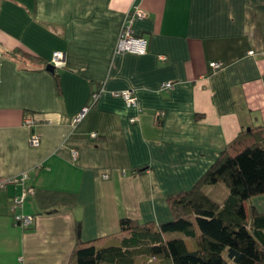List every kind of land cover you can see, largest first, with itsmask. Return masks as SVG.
<instances>
[{"label":"crops","instance_id":"crops-1","mask_svg":"<svg viewBox=\"0 0 264 264\" xmlns=\"http://www.w3.org/2000/svg\"><path fill=\"white\" fill-rule=\"evenodd\" d=\"M135 8L145 16L129 25L146 52L116 53ZM54 52L64 64L50 73ZM125 90L140 111L113 95ZM237 136L264 147V0H0V183L27 175L0 186V264H68L77 238L118 244L120 219L172 220L167 197ZM203 191L219 203L228 193L223 183ZM249 205L251 229L264 193ZM15 215L33 220L22 228ZM134 264L171 262L138 253Z\"/></svg>","mask_w":264,"mask_h":264},{"label":"trees","instance_id":"trees-1","mask_svg":"<svg viewBox=\"0 0 264 264\" xmlns=\"http://www.w3.org/2000/svg\"><path fill=\"white\" fill-rule=\"evenodd\" d=\"M214 183L227 188L221 203L203 191ZM262 193L264 147L237 136L191 188L167 197L172 220L153 225L120 219L118 244L77 238L68 264H134L138 253L168 259L171 264H264V246L256 232H264V214L255 215L252 209L253 229L246 227L249 201ZM171 232L191 239L194 248L189 249L181 236H164Z\"/></svg>","mask_w":264,"mask_h":264},{"label":"built area","instance_id":"built-area-1","mask_svg":"<svg viewBox=\"0 0 264 264\" xmlns=\"http://www.w3.org/2000/svg\"><path fill=\"white\" fill-rule=\"evenodd\" d=\"M128 16L129 17H127L125 24L123 25V27L120 31L119 38L116 42L115 52L116 53L137 54V55L144 54L146 52V48H147V41L143 37L134 36L131 33V29H130L129 24H130L133 17H144L145 14L142 11H140L139 9L135 8L131 12V14ZM248 54H250V55L253 54V51H249ZM50 64H52L54 66V69H58V68L62 67L64 64L63 53L62 52H54L52 54ZM209 66L213 71H215V70L221 69L223 67V63L214 61V62L209 63ZM171 86L172 85L170 82L163 83L160 85V87L165 88V89L171 88ZM113 95L121 97L127 106L133 107V108L137 109L138 111H140L139 101H138L137 97L133 94V92H131L129 90H125V91H121V92H115V93H113ZM97 96H98L97 93L91 94L89 106L92 105V103L95 101ZM89 106L88 105L84 106L76 115H74L72 117L71 121L73 124L79 122L84 117ZM160 114L162 115L163 113L161 112ZM22 124H23V126H25L26 128H28L30 130L29 144L32 146H37L39 144V137L33 131V125H34L33 119L31 117H29L28 115H26L22 120ZM90 136L94 137L95 133H91ZM71 155H72L73 159H75L77 156V151L72 150ZM123 174H124V172H123ZM25 178H27V175L22 174L19 177H14L11 179H7L6 181H2L0 183V186L3 187L4 184L12 183V182L13 183H20ZM102 178L107 179L108 175L106 173H104L102 175ZM32 193H33L32 187H27V188L22 189L20 195L18 197H14L11 200V205L16 206V205L22 204L24 198L27 195H30ZM32 220H33V217L30 215H15L14 216L15 223L20 225L22 228H27L31 224Z\"/></svg>","mask_w":264,"mask_h":264},{"label":"rangeland","instance_id":"rangeland-1","mask_svg":"<svg viewBox=\"0 0 264 264\" xmlns=\"http://www.w3.org/2000/svg\"><path fill=\"white\" fill-rule=\"evenodd\" d=\"M207 185H209V184H207ZM208 191H209V189H208ZM179 235H181V234H179V232H171V233H166L164 236L166 238H177V237H179Z\"/></svg>","mask_w":264,"mask_h":264},{"label":"water","instance_id":"water-1","mask_svg":"<svg viewBox=\"0 0 264 264\" xmlns=\"http://www.w3.org/2000/svg\"><path fill=\"white\" fill-rule=\"evenodd\" d=\"M45 70L50 73H53L55 71L54 66L50 63L45 66Z\"/></svg>","mask_w":264,"mask_h":264}]
</instances>
